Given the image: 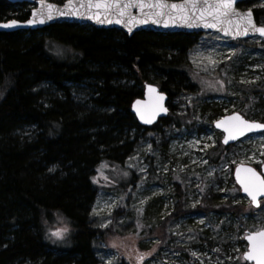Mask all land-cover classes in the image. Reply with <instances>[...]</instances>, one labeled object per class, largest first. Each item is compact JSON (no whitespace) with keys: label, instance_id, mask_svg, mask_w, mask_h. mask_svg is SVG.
Here are the masks:
<instances>
[{"label":"trees","instance_id":"obj_1","mask_svg":"<svg viewBox=\"0 0 264 264\" xmlns=\"http://www.w3.org/2000/svg\"><path fill=\"white\" fill-rule=\"evenodd\" d=\"M21 8L0 0V22L24 21ZM252 11L264 22V10ZM197 35L68 23L0 32V264H99L94 246L107 231L91 224L94 173L122 164L140 131L168 124L169 115L143 127L130 106L146 83L168 100L193 87L186 52ZM73 90H84V103ZM179 198L170 219L188 212ZM64 229L65 246L55 245L52 233Z\"/></svg>","mask_w":264,"mask_h":264},{"label":"rangeland","instance_id":"obj_2","mask_svg":"<svg viewBox=\"0 0 264 264\" xmlns=\"http://www.w3.org/2000/svg\"><path fill=\"white\" fill-rule=\"evenodd\" d=\"M254 8L264 10V0L245 9ZM47 48L62 57L58 45ZM186 65L193 87L167 101L168 124L140 131L122 164L103 163L94 173L91 224L107 231L94 246L99 264H248L244 235L264 229V200L252 207L233 179L237 165L264 163V131L224 146L213 126L233 113L264 123V44L198 33ZM73 92L87 99L84 90ZM180 196L188 212L170 219ZM62 235L52 242L64 247Z\"/></svg>","mask_w":264,"mask_h":264},{"label":"water","instance_id":"obj_3","mask_svg":"<svg viewBox=\"0 0 264 264\" xmlns=\"http://www.w3.org/2000/svg\"><path fill=\"white\" fill-rule=\"evenodd\" d=\"M252 0H234L233 3V9L235 12L247 16V14L251 13V19L252 22L255 24L256 27H263L257 25L253 11L251 9H240L238 7L241 3H249ZM8 3L12 5L16 4H35V8L32 9L31 14L29 18L26 21H19L17 19H11L7 21L0 22V32L5 33H11L16 31H34V30H40L45 27L55 25V24H62V23H68V24H79V25H90L93 26L96 29H103V30H110V29H116L119 31H122L123 33L127 34L128 36L132 35L134 32L139 31H153L158 33H185V34H198V33H212L216 32L222 35L225 38H229L232 40L237 39H250L253 37H258L262 40V43L264 44V36H261L258 32H255L252 28L249 27L248 34L247 35H234L236 31H242L244 27H246V21L239 19V17H231V22H229V18L222 17L221 22H218L215 27H205L204 24L211 22L212 17L211 16H205L204 18H200L199 12H196L194 14L195 18L193 19L191 16H189V11L181 12L180 8L182 6L189 8L191 0H144L146 4H154V3H162L166 5H177V9L172 10L170 8H165L163 11L168 12L169 15H154L153 13L161 11L160 9L156 8H148L145 7L144 12L141 13L136 8H130L128 9V14L131 16L139 19V20H146V23H127L128 21V14H126L124 17H119L121 19V23H116L115 21L118 18V14L115 9L111 10H105V8H96L94 5L98 2H101V0H65L62 4H57L49 0H7ZM110 3L111 0H108ZM120 2L126 3L127 0H120ZM204 0H200V3H203ZM208 3H215L216 0H207ZM35 14V15H34ZM51 15V19H48L47 17ZM91 17V18H89ZM184 17H188L185 19ZM43 18L44 23H39V19ZM99 20H102L103 22H98ZM111 20L112 22L109 23L108 20ZM153 19L157 20V23H153ZM35 20L37 22L35 23H29V21ZM16 22L14 25L12 22ZM165 23H167V27H165ZM189 23L193 24V26L189 27ZM5 25H8L5 27ZM127 25V26H126ZM221 28H227L229 29V34L225 35L224 31L220 30ZM131 29V31H129ZM149 88H154L156 91L154 93L149 92ZM162 95L164 97L162 103L163 107L167 109V112H160L158 115L152 119L151 123H144L140 115L138 114V110L144 115L145 119H148L151 116L152 112V105L154 103V100L157 96ZM137 101L140 102V104H137ZM168 96L160 91L159 87L152 83H146L143 87V95L142 98L135 99L130 106V112L136 119L137 123L143 127H151L159 122V120L164 119L168 116V106H167ZM239 115L242 117L239 113H233L230 115H226L223 118L217 120L213 126L216 130L222 132L224 134V137L222 139V144L224 146H230L240 139L244 138L245 136L253 133H261L263 131H254V132H248L245 133L243 136H239L237 139H229L228 143L225 144L224 140L228 136V133H226L223 130L222 127H217V123L221 121H228V118ZM243 118V117H242ZM246 120L245 118H243ZM249 121V120H247ZM250 122H257V121H250ZM235 123V122H232ZM260 123V122H257ZM264 124V123H262ZM251 168L253 169L258 176L261 178H264V163L260 166V171H258L256 168L250 165L246 164H239L234 168L233 171V179L236 183V185L240 188V193L247 197V199L250 201V204L254 208H258L256 204H254L251 201V198L248 196V194L243 190L241 187V184L237 181V175L236 170L237 168ZM243 176L244 173H241ZM264 200V197H258V203L260 205V202ZM264 230V229H262ZM261 231V230H259ZM258 232V231H257ZM255 232H246L244 235V241L247 244V251L242 255V258L246 261L248 264H255V261L252 260H246L245 254L250 251V243L246 239V237L249 234H252Z\"/></svg>","mask_w":264,"mask_h":264},{"label":"snow or ice","instance_id":"obj_4","mask_svg":"<svg viewBox=\"0 0 264 264\" xmlns=\"http://www.w3.org/2000/svg\"><path fill=\"white\" fill-rule=\"evenodd\" d=\"M233 3L234 0H216L215 3H208L207 0H204L203 3H200V0H191L190 7L186 8L182 6L180 8V11H189V16H191L193 19L195 18L194 14L196 12H199L200 18H204L206 15L211 16V22L205 23V27H215L218 22H221L222 17L229 18V22H231V17H239V19L246 21L247 26L244 27L242 31H236L234 35H247L250 27L255 32H258L261 36H264V27L255 26L251 19V13L249 12L247 16H243L235 12L233 9ZM94 6L96 8L103 7L106 11L115 9L118 14V18L115 21L116 23H121V19L119 17H124L126 14H128V9L130 8H136L141 13L144 12L145 7L156 8L161 10L159 12L153 13L154 15H169L168 12L163 11V9L165 8H170L172 10L177 9V5L175 4H172L170 6L158 2L154 4H146L144 0H127V2L123 4L120 2V0H111L110 3L108 2V0H101V2H98ZM47 18L51 19V15H49ZM184 18L187 19L188 17ZM35 22L37 21H29V23ZM38 22L42 24L44 23V19L41 18ZM98 22L103 21L98 19ZM108 22L111 23L112 21L109 19ZM146 22V20H139L128 14L127 23L129 24H138ZM152 22L157 23L158 21L153 19ZM12 23L14 25L16 22L14 21ZM7 26L8 25H5V27ZM167 26V23H165V27ZM188 26L191 27L193 26V24L189 23ZM220 30L224 31L225 35L229 34V29L227 28H221ZM129 31H131V29H129ZM155 91L156 90L154 88H149L150 93H154ZM163 99L164 97L162 95L157 96L155 98L154 103L152 105L151 116L148 119H145L144 115L138 110V114L140 115V118L144 123H151L152 119H154V117L160 112H167V109L163 107ZM137 104L139 105L140 102L137 101ZM222 126L223 130L228 133V136L224 140L225 144L228 143L229 139H237L239 136L245 135V133L254 131H264V124L244 120L239 115H234L228 118V121H221L217 123L218 128ZM241 173H244V175L242 176ZM236 175L237 181L241 184L243 190L251 198V201L256 204L257 207H259L260 205L258 203V197H264V178L258 176L257 173L251 168L238 167L236 170ZM63 231H66V229L53 232L52 235L58 239H62ZM246 239L249 241L251 247L250 251L245 254V259L255 261V264H264V230L249 234Z\"/></svg>","mask_w":264,"mask_h":264},{"label":"flooded vegetation","instance_id":"obj_5","mask_svg":"<svg viewBox=\"0 0 264 264\" xmlns=\"http://www.w3.org/2000/svg\"><path fill=\"white\" fill-rule=\"evenodd\" d=\"M50 1V0H49ZM17 5H23V6H25V8H21L20 6H17ZM28 5H35L34 3L33 4H28ZM15 6V9H19V8H21V9H24L25 11H27L26 10V8H27V5L25 4V3H23V4H16V5H14ZM29 11V15L27 16V18L24 20V21H26L28 18H29V16H30V14H31V11H32V9H30V10H28ZM12 19V18H11ZM18 20V19H17ZM19 21H21V20H19ZM90 26V25H89Z\"/></svg>","mask_w":264,"mask_h":264}]
</instances>
